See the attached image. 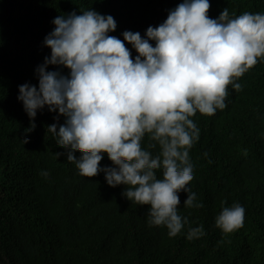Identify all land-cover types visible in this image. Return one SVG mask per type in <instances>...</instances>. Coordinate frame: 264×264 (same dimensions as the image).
Here are the masks:
<instances>
[{
    "label": "trees",
    "instance_id": "16d2710c",
    "mask_svg": "<svg viewBox=\"0 0 264 264\" xmlns=\"http://www.w3.org/2000/svg\"><path fill=\"white\" fill-rule=\"evenodd\" d=\"M181 2L0 0V264H264V60L236 80L242 90L229 85L224 110L192 118L200 138L190 149L194 179L188 187L203 207H185L188 194L179 193L178 213L189 224L175 237L166 226L149 225L150 206L124 197L125 185L109 186L103 172L81 176L66 154L56 156L66 149L47 127L64 123L58 112L38 110L35 129L25 133L31 120L18 100L19 86L38 87L36 69L51 55L44 40L56 17L92 8L113 16L117 29L109 34L123 40L124 31L145 36ZM209 3L213 19L225 8L230 18L264 13V0ZM48 70L69 73L62 66ZM148 143L146 136L145 148ZM100 166L114 165L105 155ZM235 203L245 208L244 224L225 234L216 217ZM201 225L205 234L188 240L189 227Z\"/></svg>",
    "mask_w": 264,
    "mask_h": 264
},
{
    "label": "clouds",
    "instance_id": "9594fccd",
    "mask_svg": "<svg viewBox=\"0 0 264 264\" xmlns=\"http://www.w3.org/2000/svg\"><path fill=\"white\" fill-rule=\"evenodd\" d=\"M210 8L209 0H183L145 36L124 31L123 40L109 34L117 29L111 15L92 8L60 15L44 40L51 55L36 69L38 87L19 86L18 100L31 120L25 133L35 129L38 110L58 112L57 121L63 116L64 123L47 127L66 149L56 156L66 154L81 176L103 172L109 186L125 185L122 195L150 206L149 225L166 226L170 237L189 224L178 213L179 193L188 194L185 207H203L188 187L194 179L190 149L200 138L192 118L224 110L229 85L242 90L236 80L264 60V13L230 18L225 8L213 19ZM49 65L69 73L49 71ZM105 155L114 166H100ZM244 220L245 208L235 203L223 207L215 223L228 234ZM204 234L203 225L189 227L187 239Z\"/></svg>",
    "mask_w": 264,
    "mask_h": 264
}]
</instances>
